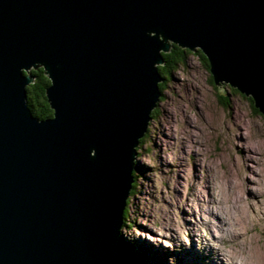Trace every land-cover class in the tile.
I'll list each match as a JSON object with an SVG mask.
<instances>
[{
	"label": "water",
	"instance_id": "obj_1",
	"mask_svg": "<svg viewBox=\"0 0 264 264\" xmlns=\"http://www.w3.org/2000/svg\"><path fill=\"white\" fill-rule=\"evenodd\" d=\"M170 42L264 114V0H0V264H127L117 227ZM30 65L52 120L26 109Z\"/></svg>",
	"mask_w": 264,
	"mask_h": 264
},
{
	"label": "rangeland",
	"instance_id": "obj_2",
	"mask_svg": "<svg viewBox=\"0 0 264 264\" xmlns=\"http://www.w3.org/2000/svg\"><path fill=\"white\" fill-rule=\"evenodd\" d=\"M181 49L187 63L168 77L136 147L119 229L125 259L264 264V114L251 95L214 84L200 48Z\"/></svg>",
	"mask_w": 264,
	"mask_h": 264
},
{
	"label": "trees",
	"instance_id": "obj_3",
	"mask_svg": "<svg viewBox=\"0 0 264 264\" xmlns=\"http://www.w3.org/2000/svg\"><path fill=\"white\" fill-rule=\"evenodd\" d=\"M196 54L199 55L202 61L205 62V65H207L208 61L202 52L198 51ZM189 55L190 54L187 50L181 49L178 46H174L170 53L164 54L165 64L160 67V72L162 73L164 79L163 82L160 83L161 91H163V87L165 86L168 77L172 75L173 71L187 63ZM207 67L209 68V65ZM42 70V68L32 70V74H34L36 79L33 83L27 86V102L30 109L33 110L32 112L34 115L46 119L53 116L54 112L49 107V103L47 102V97L45 95V88H47L50 84V80L46 75H44V71ZM232 91L238 94L237 90L232 89ZM248 100L253 105L252 98L249 97ZM253 108L255 109V107ZM255 111L259 113L258 109H255ZM141 143H143V140Z\"/></svg>",
	"mask_w": 264,
	"mask_h": 264
},
{
	"label": "bare ground",
	"instance_id": "obj_4",
	"mask_svg": "<svg viewBox=\"0 0 264 264\" xmlns=\"http://www.w3.org/2000/svg\"><path fill=\"white\" fill-rule=\"evenodd\" d=\"M160 38V36H158V39ZM160 40H161V38H160ZM170 44L173 46V45H175V43L174 42H170ZM178 45V44H177ZM171 46V47H172ZM179 46V45H178ZM170 47V48H171ZM158 51H160L161 52V56H160V59H161V61H162V63L164 64L165 63V61H164V55L163 54H165L166 52H164V51H162L161 49L160 50H158ZM170 51H171V49H170ZM169 53V52H168ZM209 61V60H208ZM157 64H159V63H157ZM157 64L156 63H154V66L155 67H157ZM39 68H42L43 70L42 71H44V67H43V65H39V66H37L36 68H35V70H37V69H39ZM32 69H34L33 68V66L32 65H30L29 66V68L28 69H24V68H22V70H21V75L23 76V77H26V76H32L33 77V81L35 80V77H34V75H32V73H31V70ZM48 77V76H47ZM159 77L162 79L161 81H157V87L159 88V90H158V92H159V98H158V101L160 100V98H161V96H162V92H161V89H160V83H162L163 82V78L161 77V75L159 74ZM49 79H50V77H48ZM33 81L32 82H29V83H27V84H25L24 86H23V90L25 91V94H24V103H25V106H26V109L28 110V112H29V114H30V116H31V118H34V119H36V120H39V121H44V120H52V119H54L53 118V116H54V114H53V116L52 117H48V118H46V119H43V118H39V117H35L34 115H33V112L31 111V109H30V107H29V104H28V102H27V86L28 85H30L31 83H33ZM50 82H51V79H50ZM219 82V81H218ZM228 84V83H227ZM230 85V84H229ZM50 86H52V82L47 86V87H50ZM47 97V96H46ZM157 101V102H158ZM157 102L155 103V105L156 106H154V108L151 110V112H148L147 113V116H148V121H147V123H146V125H145V127H144V130L142 131V133L144 132V134H143V136L145 135V133H146V131H147V128H148V122L150 121V117H151V114L153 113V111L156 109V107H157ZM49 103V102H48ZM52 110H53V112H54V109L53 108H51ZM136 147L137 146H135L134 148H133V151H135V157L133 158V162H132V169H131V176H130V182H129V186H128V189H127V193H126V197H125V201H124V203L125 204H123V208H122V212H121V216H120V220H119V223H118V227H117V232H118V234H119V237H118V240H120V231H119V229H120V225H121V221H122V214H123V211H124V208L126 207V203H127V197H128V195H130V192H131V189L133 188V184H134V177H133V172L135 171V167H136V163H135V159H136V151H137V149H136ZM137 155H138V153H137ZM130 188V189H129ZM196 238V237H195ZM122 242V241H121ZM124 243L122 242V244H121V248H122V251H123V247H124ZM123 253H124V251H123ZM126 253V252H125ZM126 258V257H125ZM228 258L231 260V256H228ZM129 259H130V257H129ZM222 262V264H225V261L223 260V261H221ZM234 262V261H233ZM128 264H130L129 262H128ZM221 264V263H220Z\"/></svg>",
	"mask_w": 264,
	"mask_h": 264
}]
</instances>
